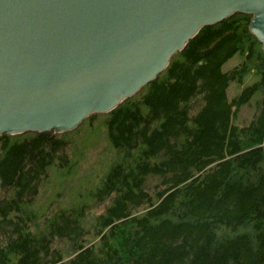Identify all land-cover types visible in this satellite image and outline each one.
<instances>
[{
  "label": "trees",
  "instance_id": "16d2710c",
  "mask_svg": "<svg viewBox=\"0 0 264 264\" xmlns=\"http://www.w3.org/2000/svg\"><path fill=\"white\" fill-rule=\"evenodd\" d=\"M251 19L202 26L71 130L1 133L0 264H264V49Z\"/></svg>",
  "mask_w": 264,
  "mask_h": 264
},
{
  "label": "water",
  "instance_id": "95a60500",
  "mask_svg": "<svg viewBox=\"0 0 264 264\" xmlns=\"http://www.w3.org/2000/svg\"><path fill=\"white\" fill-rule=\"evenodd\" d=\"M234 12L264 49V0H0V134L110 111Z\"/></svg>",
  "mask_w": 264,
  "mask_h": 264
},
{
  "label": "rangeland",
  "instance_id": "374dc122",
  "mask_svg": "<svg viewBox=\"0 0 264 264\" xmlns=\"http://www.w3.org/2000/svg\"><path fill=\"white\" fill-rule=\"evenodd\" d=\"M238 61V57L231 58L226 64L225 68L234 65ZM238 91L237 84L233 83L229 88V95L232 96ZM252 111L250 107H245L241 112V118L249 119L251 117Z\"/></svg>",
  "mask_w": 264,
  "mask_h": 264
}]
</instances>
